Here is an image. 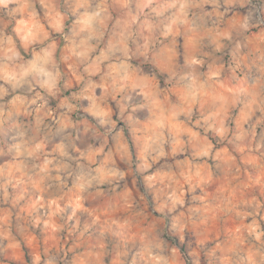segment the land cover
Wrapping results in <instances>:
<instances>
[{
    "label": "clouds",
    "instance_id": "9594fccd",
    "mask_svg": "<svg viewBox=\"0 0 264 264\" xmlns=\"http://www.w3.org/2000/svg\"><path fill=\"white\" fill-rule=\"evenodd\" d=\"M0 264H264V0H0Z\"/></svg>",
    "mask_w": 264,
    "mask_h": 264
}]
</instances>
